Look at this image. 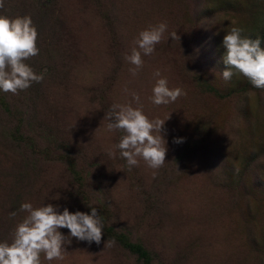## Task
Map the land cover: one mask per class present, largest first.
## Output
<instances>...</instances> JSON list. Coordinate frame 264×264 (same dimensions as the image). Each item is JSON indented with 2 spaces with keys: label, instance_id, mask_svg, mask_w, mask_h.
I'll return each instance as SVG.
<instances>
[{
  "label": "rangeland",
  "instance_id": "374dc122",
  "mask_svg": "<svg viewBox=\"0 0 264 264\" xmlns=\"http://www.w3.org/2000/svg\"><path fill=\"white\" fill-rule=\"evenodd\" d=\"M0 15L31 16L40 52L27 63L44 73L18 95L0 92V242H11L22 203L91 206L101 243L72 238L63 261L42 264H264V90L222 77L232 27L264 48V0H5ZM160 22L165 38L133 77L123 56ZM157 69L187 96L154 106ZM125 87L150 119L166 120L155 178L143 161L128 171L118 151L107 155L123 133H107L103 119L131 100ZM115 238L132 249L104 248Z\"/></svg>",
  "mask_w": 264,
  "mask_h": 264
},
{
  "label": "clouds",
  "instance_id": "9594fccd",
  "mask_svg": "<svg viewBox=\"0 0 264 264\" xmlns=\"http://www.w3.org/2000/svg\"><path fill=\"white\" fill-rule=\"evenodd\" d=\"M4 6L5 0H0V9ZM167 30V23L160 22L138 33L130 52L123 56L131 65L129 72L133 77L143 69L144 57L155 53L156 45L164 40ZM244 31L243 28L232 27L223 38L226 49L223 63L227 70L223 71L222 77L229 81L239 74L253 88L264 90V48L261 47V39H252L244 35ZM38 35L31 16L0 15V92L18 95L34 83L44 81V73H37L27 63L39 55ZM169 38L179 40L176 32L169 33ZM152 75L155 83L148 99L154 106H167L187 96L183 88L170 87L168 78L159 69ZM124 92L131 96V100L113 103L103 119L107 121V133H123L119 142L107 150V155L115 158L118 151L120 158L126 161L128 171L143 161L153 170L155 178L157 171L166 164L167 141L161 134L166 120L158 117L150 119L144 113L140 94L130 92L127 87ZM173 142L181 144L185 141L178 138ZM89 207L91 214L81 211L72 213L66 207L61 212L58 205L51 203L39 207H34L30 202L22 203L18 211L25 213V216L13 230L11 242H0V264H42V256L48 262L63 261L72 238L89 245L93 242L99 245L103 237V218L95 207ZM16 215V212L10 213L11 217ZM60 229H67L69 235L62 234ZM115 243V240H107L104 248L114 247Z\"/></svg>",
  "mask_w": 264,
  "mask_h": 264
},
{
  "label": "trees",
  "instance_id": "16d2710c",
  "mask_svg": "<svg viewBox=\"0 0 264 264\" xmlns=\"http://www.w3.org/2000/svg\"><path fill=\"white\" fill-rule=\"evenodd\" d=\"M106 231H109L108 229H106ZM116 240H117V238H115ZM118 245L119 244H122V246H124V247H126L128 250L129 249H132V245L131 244H129L128 243V241H127V239L126 238H122V239H119V241L117 240V242H116ZM134 248H136V250L139 248L137 245H136V247H134ZM143 254V253H142ZM144 255V254H143ZM149 259V258H148ZM148 259H144V261H145V263L146 264H149V260Z\"/></svg>",
  "mask_w": 264,
  "mask_h": 264
}]
</instances>
